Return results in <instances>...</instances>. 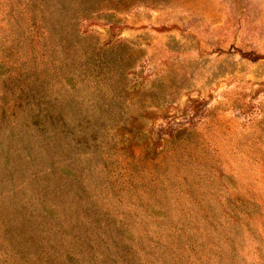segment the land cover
I'll return each instance as SVG.
<instances>
[{"label":"rangeland","instance_id":"1","mask_svg":"<svg viewBox=\"0 0 264 264\" xmlns=\"http://www.w3.org/2000/svg\"><path fill=\"white\" fill-rule=\"evenodd\" d=\"M0 264H264V0H0Z\"/></svg>","mask_w":264,"mask_h":264}]
</instances>
